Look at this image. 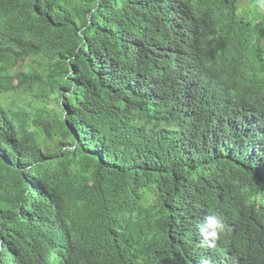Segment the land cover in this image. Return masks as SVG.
<instances>
[{
  "label": "trees",
  "instance_id": "16d2710c",
  "mask_svg": "<svg viewBox=\"0 0 264 264\" xmlns=\"http://www.w3.org/2000/svg\"><path fill=\"white\" fill-rule=\"evenodd\" d=\"M0 264H264V0H0Z\"/></svg>",
  "mask_w": 264,
  "mask_h": 264
},
{
  "label": "rangeland",
  "instance_id": "374dc122",
  "mask_svg": "<svg viewBox=\"0 0 264 264\" xmlns=\"http://www.w3.org/2000/svg\"><path fill=\"white\" fill-rule=\"evenodd\" d=\"M244 5H248L247 2H244ZM247 8H244V9H241L239 10V13H244V14H249V11H246ZM251 13V11H250ZM28 94L24 95V94H17V93H12V94H9V96H7V102L8 103H11L12 105H14V108L17 107L18 104L22 103V102H25L26 98H27ZM50 106H55V102H52L50 104Z\"/></svg>",
  "mask_w": 264,
  "mask_h": 264
},
{
  "label": "clouds",
  "instance_id": "9594fccd",
  "mask_svg": "<svg viewBox=\"0 0 264 264\" xmlns=\"http://www.w3.org/2000/svg\"><path fill=\"white\" fill-rule=\"evenodd\" d=\"M222 227V226H221ZM213 235H215V233H213Z\"/></svg>",
  "mask_w": 264,
  "mask_h": 264
}]
</instances>
